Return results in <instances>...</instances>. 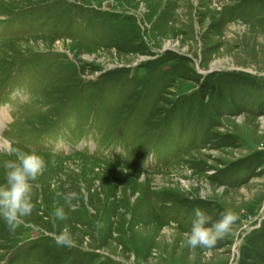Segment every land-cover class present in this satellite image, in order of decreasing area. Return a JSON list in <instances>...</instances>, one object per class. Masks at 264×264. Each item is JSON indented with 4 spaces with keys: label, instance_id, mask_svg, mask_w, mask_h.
<instances>
[{
    "label": "rangeland",
    "instance_id": "rangeland-1",
    "mask_svg": "<svg viewBox=\"0 0 264 264\" xmlns=\"http://www.w3.org/2000/svg\"><path fill=\"white\" fill-rule=\"evenodd\" d=\"M0 113V184L46 164L0 264H264V0H0Z\"/></svg>",
    "mask_w": 264,
    "mask_h": 264
},
{
    "label": "clouds",
    "instance_id": "clouds-1",
    "mask_svg": "<svg viewBox=\"0 0 264 264\" xmlns=\"http://www.w3.org/2000/svg\"><path fill=\"white\" fill-rule=\"evenodd\" d=\"M14 158L3 161L5 182L0 184V218L6 222L9 231L14 232L23 223V218L31 214L34 204V189H39L38 178L43 174L46 164L35 149L24 151L14 148L10 154ZM76 193L64 194L65 203L71 208ZM194 218L189 231L184 233L186 244L190 248L211 249L219 239L231 230L236 221V213L226 208L216 221H211L200 208H194ZM52 215L59 220L67 219L63 207H54ZM57 246L72 248L75 246L67 227L54 234Z\"/></svg>",
    "mask_w": 264,
    "mask_h": 264
},
{
    "label": "bare ground",
    "instance_id": "bare-ground-1",
    "mask_svg": "<svg viewBox=\"0 0 264 264\" xmlns=\"http://www.w3.org/2000/svg\"><path fill=\"white\" fill-rule=\"evenodd\" d=\"M1 139H2V138H1ZM4 140H5V139H4ZM4 142H5V141H1V142H0V147H1L2 145H5L6 142H5V143H4ZM6 145H7V144H6ZM8 145H9V144H8Z\"/></svg>",
    "mask_w": 264,
    "mask_h": 264
}]
</instances>
